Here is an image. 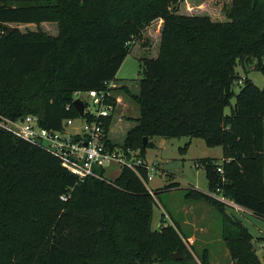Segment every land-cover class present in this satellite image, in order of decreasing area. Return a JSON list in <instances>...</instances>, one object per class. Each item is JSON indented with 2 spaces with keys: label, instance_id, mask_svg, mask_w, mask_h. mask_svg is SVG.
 <instances>
[{
  "label": "trees",
  "instance_id": "16d2710c",
  "mask_svg": "<svg viewBox=\"0 0 264 264\" xmlns=\"http://www.w3.org/2000/svg\"><path fill=\"white\" fill-rule=\"evenodd\" d=\"M178 2L0 0V24L56 22L59 28L55 37L15 29L0 38V119L35 114L46 128L62 129L80 115L75 93L117 80L135 41L162 21L159 55L141 59L139 94L122 87L138 101L137 125L114 146L145 154L155 136L223 145L222 163L202 160L209 192L194 188L188 196L217 206L229 224L225 239L235 264H264L255 236L213 196L264 218V86L237 71L255 60V70L264 72V1L235 2L229 22L182 12ZM248 37L254 38L247 45ZM112 119L106 118L108 132ZM155 202L129 168L112 182L82 181L50 151L0 127V264H198L179 226L152 229ZM178 251L183 257L176 260Z\"/></svg>",
  "mask_w": 264,
  "mask_h": 264
},
{
  "label": "rangeland",
  "instance_id": "374dc122",
  "mask_svg": "<svg viewBox=\"0 0 264 264\" xmlns=\"http://www.w3.org/2000/svg\"><path fill=\"white\" fill-rule=\"evenodd\" d=\"M244 1L179 0L178 4L182 12L194 15L203 13L209 15L214 21L229 22L232 19L229 18L228 13L233 4L235 2L241 4ZM256 3L254 2V5ZM174 5L172 4V6ZM161 22L157 20L146 28L144 37L135 41L133 51L126 57L118 71V78L131 82L124 86L132 91L137 90L136 83H139V79L142 77L141 59L156 57L160 53ZM10 28L18 29L25 34L42 32L54 37L59 34L56 22L2 23L0 24V38L8 34ZM253 38L248 37L246 44H250ZM254 63L255 60L246 66V70L240 64L237 71L240 77H246L247 74L256 85L263 87L264 72L252 69ZM241 85L242 82L236 81L234 90L239 92ZM119 93L122 100L119 104L118 102L115 103L113 120L116 121V125L111 136L123 140L127 131L137 124L140 107L138 101L128 95L126 91L123 90ZM74 99H84L91 102L85 94L81 93L75 94ZM232 103H235V99L232 100ZM91 106L93 105L91 104ZM230 111L231 108L228 106L226 113L229 114ZM80 124L78 122V125ZM151 142L153 145L146 149L145 154L141 152L149 162L157 161L159 168L155 172L154 178L149 182V188L155 192L158 191L153 207L152 229L161 230L164 223L179 226L185 235L184 240L192 259L198 264H202V262H207V264H235L225 239L224 229L229 230V224H226L217 206L209 200L188 196L190 190L194 188L206 193L209 192L207 172L205 166L202 165V160L213 158L218 163H222L225 157L224 146L221 144L210 145L203 137L190 136L173 138L155 136ZM115 170L116 172H111L110 168H106L100 172L108 180L114 181L121 172L120 168H115ZM171 183H179L180 186L178 189L166 190L165 187ZM227 201V213L249 228L256 238L254 243L258 244L259 247V249L256 248L257 253L264 262V218L254 215L249 210L236 207L232 200L227 199ZM232 230L234 232L238 231L235 228H232ZM153 264L165 263L155 259ZM172 264L181 263L175 262Z\"/></svg>",
  "mask_w": 264,
  "mask_h": 264
},
{
  "label": "built area",
  "instance_id": "2783aa9c",
  "mask_svg": "<svg viewBox=\"0 0 264 264\" xmlns=\"http://www.w3.org/2000/svg\"><path fill=\"white\" fill-rule=\"evenodd\" d=\"M251 68L255 69V66ZM114 86V81H107L104 88L76 92L75 94H85L91 102L80 99L85 105L83 115L66 119L62 129L46 128L35 114L16 118L2 117L0 127L50 151L60 159L62 166L82 181L93 177L112 182L100 171L110 168L111 172H116L115 168H120L121 171L129 168L141 178L151 195L156 197L155 191L149 188V182L159 169L157 161L149 162L139 149L114 146L109 137L106 118L115 109L112 94ZM78 122L81 124L78 125ZM218 171L223 173V168L219 167ZM213 196L228 202L218 194ZM62 199L67 200L68 196L63 195Z\"/></svg>",
  "mask_w": 264,
  "mask_h": 264
},
{
  "label": "crops",
  "instance_id": "0c3cea01",
  "mask_svg": "<svg viewBox=\"0 0 264 264\" xmlns=\"http://www.w3.org/2000/svg\"><path fill=\"white\" fill-rule=\"evenodd\" d=\"M158 56V55H157ZM156 56V57H157ZM150 58H155V57H150ZM131 82L129 81V80H121L120 78H118V74H117V80H115L114 81V84H115V86L112 88V94H113V100H114V102H118V104L120 103V100H122V98H121V95H120V93L119 92H121V91H125V89L124 88H122V87H124V85H126V84H130ZM119 88V89H118ZM136 88H137V90L136 91H132L134 94H139V91H140V85H139V83H136ZM118 104H117V106H118ZM112 115H114V111L112 112ZM113 118H114V116H113ZM139 118V117H138ZM113 122H115V123H113ZM115 125H116V121H114L113 119H112V123H111V125H110V128H109V137L111 138V140L113 141V142H115V143H119V144H122L123 142H124V140H125V138H126V136H127V133L129 132V130L127 131V133H126V135H125V137L123 138V140H120V139H115V138H113L112 136H111V134H112V130H113V128L115 127ZM137 125V124H136ZM135 125V126H136ZM134 126V127H135ZM134 127H132V128H134ZM131 128V129H132ZM235 206L236 207H238V208H241V209H243V210H248V209H246V208H244V207H240L239 205H237V204H235ZM250 211V210H249ZM251 213H252V211H250ZM193 238V237H192ZM192 238H190V239H192Z\"/></svg>",
  "mask_w": 264,
  "mask_h": 264
},
{
  "label": "water",
  "instance_id": "95a60500",
  "mask_svg": "<svg viewBox=\"0 0 264 264\" xmlns=\"http://www.w3.org/2000/svg\"><path fill=\"white\" fill-rule=\"evenodd\" d=\"M254 2L256 3V0H254ZM14 30H15L14 28H10L9 31H8L7 36H9ZM73 104H74L75 108L79 111L80 115H83L84 108H85L84 102L82 100H80V99H75ZM147 141H148V137H145L144 138V145L147 144ZM256 245H257L256 246L257 249H259L258 244H256ZM174 258L176 260H179L181 258V254H180L179 251L176 254H174Z\"/></svg>",
  "mask_w": 264,
  "mask_h": 264
}]
</instances>
